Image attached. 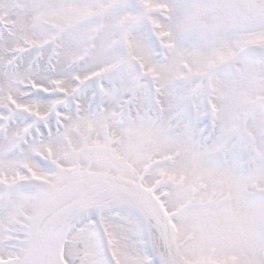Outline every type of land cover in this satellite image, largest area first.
<instances>
[{"label": "snow or ice", "instance_id": "6c2138e0", "mask_svg": "<svg viewBox=\"0 0 264 264\" xmlns=\"http://www.w3.org/2000/svg\"><path fill=\"white\" fill-rule=\"evenodd\" d=\"M0 264H264V0H0Z\"/></svg>", "mask_w": 264, "mask_h": 264}]
</instances>
